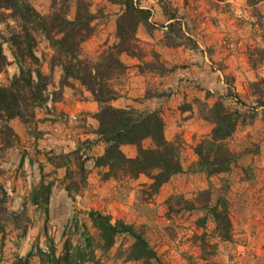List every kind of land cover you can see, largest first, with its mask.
Here are the masks:
<instances>
[{
  "label": "rangeland",
  "instance_id": "374dc122",
  "mask_svg": "<svg viewBox=\"0 0 264 264\" xmlns=\"http://www.w3.org/2000/svg\"><path fill=\"white\" fill-rule=\"evenodd\" d=\"M86 1L92 34L80 44L79 58L94 65L112 51L127 66L106 75L120 97L113 106L154 110L166 104L165 129L173 136L167 139L181 147L183 171L157 188L145 174L106 178L107 169L95 164L105 143L99 147L89 136L99 122L93 128L87 112L70 116L64 109L65 57L41 30L0 4L7 58L1 86L19 90L13 78L20 66L39 68L48 83L45 102L21 100V115L8 117L0 106V264H19L29 252V264H51L52 250L61 259L73 254L71 264H264V0H133L148 14L133 30L126 26L124 45L118 22L125 1ZM30 3L41 15L60 11L69 19L77 8L76 0ZM14 37L25 52L33 51L37 65L24 51L17 63ZM69 82L73 107L94 99L78 80ZM228 112L236 130L224 144L234 162L228 171L208 174L196 166L194 148L211 134L216 115ZM223 210L231 221L228 238L216 232L214 213ZM93 212L130 224L156 258L135 259L129 233L116 235L106 248Z\"/></svg>",
  "mask_w": 264,
  "mask_h": 264
},
{
  "label": "trees",
  "instance_id": "16d2710c",
  "mask_svg": "<svg viewBox=\"0 0 264 264\" xmlns=\"http://www.w3.org/2000/svg\"><path fill=\"white\" fill-rule=\"evenodd\" d=\"M124 1L126 14L118 22V34L123 45L129 42L128 30L131 27L126 28V26L131 24L133 30L134 25L147 18L148 14L146 10L137 7L133 0ZM257 1L253 0L252 2ZM0 4L4 8L12 10V15L23 21L25 25L29 23L34 25L35 29L41 30L51 39L52 44L65 57L64 62H62V82L65 81V84L68 85L70 79L78 80L90 90L94 99L99 103L100 111L96 114L99 126L96 133L105 143V150L101 156L95 159V164L97 167L107 169L104 174L106 178H117L121 172L131 178L145 174L154 179L157 188L168 182L173 175L183 171L179 158L181 147L166 138L165 122L160 108L143 110L134 107H115L111 104V101L117 98V92L106 85L108 79L111 78L106 75L107 73L110 74L112 69L123 70L127 66L113 56L112 51L107 52V55L102 54V62L99 61L94 65L90 61L79 58L80 44L92 34L91 21L94 15L89 9L90 3L88 1L76 0L77 8L73 19L67 18L60 11L49 16L41 15L34 9L30 0H0ZM55 4L57 5L56 1ZM25 25L24 28H26ZM54 34L59 35V37L54 36ZM12 41L18 45L20 50V53H16L17 63L20 64V57H25V49L20 46L18 37H14ZM127 50H129L128 47L121 49V51ZM25 54L33 64L37 65L38 58L32 50L28 49ZM109 54L111 61L108 64ZM67 59H70V62H67ZM6 61L7 58L0 45V71ZM28 70L20 66V73L13 78V83L18 86L19 90L6 88L0 84V106L8 117L21 115V100L34 105H41L45 102L44 94L48 85L44 82L46 76L39 68L34 71ZM236 99L239 101L238 97ZM216 116L217 119L214 118L215 126L211 134L202 139L194 148L199 157L196 166L208 174L228 171L234 162V154L227 149L224 143L236 130L235 118L230 112ZM147 139L154 142V147L148 149L143 146V142ZM124 145L137 146V155L128 157L122 149ZM154 169H158L160 172L152 175ZM92 215L95 216L93 221L100 231L106 248L113 246L116 235L129 233L135 239L132 246V254L135 259L149 261L156 258L154 250L149 246L146 239L137 234L130 224L123 222L114 224L110 216L100 212H93ZM214 217L217 224L216 232L224 238H228L231 228L229 213L227 210H223L214 213ZM32 255L33 253L29 252L26 258L19 260V264H29L28 258ZM47 256L50 258L51 264H61L62 260L71 264L74 260L73 254H68L62 259L57 257L55 250H52L51 255Z\"/></svg>",
  "mask_w": 264,
  "mask_h": 264
},
{
  "label": "crops",
  "instance_id": "0c3cea01",
  "mask_svg": "<svg viewBox=\"0 0 264 264\" xmlns=\"http://www.w3.org/2000/svg\"><path fill=\"white\" fill-rule=\"evenodd\" d=\"M146 81V80H145ZM162 82L165 81V80H161ZM161 83V82H160ZM73 85H66L63 89V96H64V99L65 101L69 104L67 105L66 103H63L64 105V109L67 113H70V116L72 115H75V114H79V113H82V112H87L88 114L91 115V118L93 120L92 122V125H93V128H97L98 126V120L95 118V117H92L94 116L98 110H99V105L97 103V101L95 99H88V100H77L79 106L78 107H73V105L70 104V101L72 100V98L74 97L73 94L67 89V88H70L71 91H74L73 88H72ZM140 87V86H139ZM143 93V89H139V92L136 94V95H141ZM120 99V97L118 98ZM116 99V100H118ZM116 100H113V103L116 102ZM165 104V103H164ZM158 104L156 103L155 104V108H157ZM118 107H123L124 106H118ZM164 107L166 108V104L163 105V108H160L162 111H164ZM151 108V107H150ZM155 108H151V109H155ZM164 119H165V116H164ZM198 120H201L202 119H198L197 117H193L189 119V122L191 123H195L194 121H198ZM202 123V122H201ZM206 127V125H204ZM207 133V132H205ZM165 135H166V138L168 139H172L173 136H170L169 133H168V130L165 129ZM90 137H92L91 139L95 142V138H96V142H98V146H103L104 145V142L100 139L99 135L96 133V131H93L92 133H90L89 135ZM146 142V140L144 141ZM122 149L124 151V153L128 156V157H135L137 155V146L135 145H124L122 146ZM104 149L102 151H100L98 154H96L97 157L101 156L102 153H103Z\"/></svg>",
  "mask_w": 264,
  "mask_h": 264
}]
</instances>
